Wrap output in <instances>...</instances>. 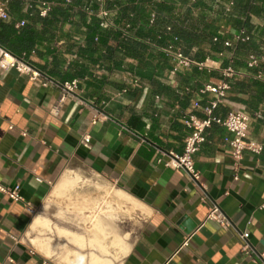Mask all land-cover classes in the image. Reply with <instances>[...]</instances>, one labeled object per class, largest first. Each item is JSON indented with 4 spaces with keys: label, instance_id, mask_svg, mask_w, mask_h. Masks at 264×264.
<instances>
[{
    "label": "crops",
    "instance_id": "1",
    "mask_svg": "<svg viewBox=\"0 0 264 264\" xmlns=\"http://www.w3.org/2000/svg\"><path fill=\"white\" fill-rule=\"evenodd\" d=\"M164 1L174 5L175 17L189 19L195 30L202 29L203 20L210 22L214 34L222 35L218 41L222 45L237 28L230 19L243 20L246 15L238 6L234 12H225L223 3L230 0H205L208 8L192 6L196 0ZM25 2L11 4L5 22L17 30L34 31L28 57L54 82L44 85L14 68L0 69V180L20 184L23 197L15 201L0 192V264H64L40 250L34 239L42 231L32 225L37 217L60 220L70 199L56 196L53 190L64 177L75 174L81 176L75 190L96 193L107 187L109 197L116 200L114 217L130 242L119 264H263L242 250L240 234H247L255 252H264V209L260 208L264 149L260 154L246 152L235 166L226 128L213 123L207 140L194 154L198 180L164 164L171 151H183L190 130L186 116L191 112L203 116L212 96L200 94L198 88L221 80V68L229 63L231 50L224 45L225 49L216 50L205 41L195 43L189 55L197 59L198 52L205 54L203 61L211 70L194 67L172 75L171 62L157 48L146 43L142 59L127 54L118 46L120 37L106 36L111 29L102 25L98 36L104 33L110 47H99L92 57L84 51L86 27L78 15L55 21L52 12L46 17L31 14ZM251 3L255 8L249 12L252 43L258 49L264 45V0ZM58 5L67 7L56 3L53 8ZM20 20L25 24L17 28ZM135 34L128 39H136ZM109 54L121 66L114 65ZM246 54L235 52L234 64L242 74L234 77L216 113L225 117L229 111L250 112V133L264 143V98L257 93L253 69L246 70ZM260 54L264 71V53ZM138 72L151 75L142 77ZM133 75L141 79L139 86L129 85ZM74 78L80 79V90L58 107L59 83ZM127 85L129 90L124 92ZM258 110L262 111L259 116ZM86 133L91 135L89 145L82 142ZM158 156L163 162L157 161ZM117 190L128 196L119 204L114 197ZM51 197L58 198L61 206L44 210ZM214 203L228 216L229 227L207 219ZM135 217L137 227L124 230V219ZM189 233L192 237L183 246ZM115 254L111 245L110 255Z\"/></svg>",
    "mask_w": 264,
    "mask_h": 264
},
{
    "label": "built area",
    "instance_id": "2",
    "mask_svg": "<svg viewBox=\"0 0 264 264\" xmlns=\"http://www.w3.org/2000/svg\"><path fill=\"white\" fill-rule=\"evenodd\" d=\"M109 0H92L86 3L75 6V0H62V4L67 7L74 6V10L82 9L86 12L88 20L96 18L104 27L120 30L121 37L129 38L134 36L136 26H133L131 21L125 20L118 23L114 18V12L119 9L118 3L113 1V7L108 5ZM223 3L222 0H217ZM10 2L11 0H0V21H6L10 18ZM57 3L56 0H37L34 3L32 0L25 2V7L29 12L32 8H36V12L40 17H46L50 14L53 6ZM96 4V6L94 5ZM224 4L225 12H230L233 5V1ZM33 14V13H31ZM158 13L156 9H150L149 13V25L155 24ZM25 21L20 20L16 23L17 28L24 26ZM173 25L167 24L163 30L159 31L156 39L146 38L145 41L151 47L157 48L162 52L163 56L171 62L170 73L172 75L177 74L182 69L198 68V69H210L205 61H199L193 56L185 53L180 38L178 35L172 32ZM163 34H170L171 37L165 44H158V40L162 38ZM221 34L217 32L213 36V41H219ZM95 41H99V37H95ZM253 41V34L245 27L235 28L231 30V37L223 39V45L226 49L231 50L232 56L229 63L221 68L222 78L217 83L206 82L198 88L200 94H212L209 97L207 104L203 107V116H199L193 112L186 116V125L188 126L189 133L187 134L184 142V149L181 153L171 151L168 154L167 159H163L162 156L157 157L158 162H163L167 167L172 169H182L186 171L194 180L199 179V172L195 168L194 154L200 149L201 145L207 140V129L210 128L213 123H218L224 126L229 134L227 138V144L230 149V154L234 160L235 166H239L246 152L253 154H260L264 149V143L254 137L250 133V123L252 120V114L248 111H229L225 117L216 113V109L226 98L228 91L231 89L232 81L234 77L242 74L241 70L235 67L234 58L237 46L241 42ZM261 52L264 53V45L261 46ZM35 53V50L32 51ZM209 58V57H208ZM262 60V54L250 52L245 58L246 70L255 69L252 77L257 80L264 81V71L260 68ZM16 69L21 74L29 76L32 80H42L44 85L53 83V79L48 74L40 69L30 58L28 53L23 52L21 55H16L9 49L0 45V69ZM211 70V69H210ZM141 79L133 75L129 85L139 86ZM60 85V97L57 103L59 107L68 97L74 96L78 90H80V79L74 78L71 80L63 81ZM129 85L123 88L126 92L129 90ZM261 110L255 112L256 115H260ZM99 118V115H95L94 123ZM26 134V132H24ZM91 135L86 133L82 137V142L89 145ZM238 178V175H235ZM21 185H8L0 180V192L8 195L12 200H23L20 193ZM260 208L264 209V198L260 205ZM207 219L215 220L220 223L221 226L227 228L231 225L228 216L221 210L217 204H212L207 213ZM241 238L243 240L242 250L248 254L255 262H261L264 264V252L257 253L252 248L247 234L241 232ZM192 233L185 236L183 246L187 245ZM11 262L16 263L14 259H10Z\"/></svg>",
    "mask_w": 264,
    "mask_h": 264
},
{
    "label": "trees",
    "instance_id": "3",
    "mask_svg": "<svg viewBox=\"0 0 264 264\" xmlns=\"http://www.w3.org/2000/svg\"><path fill=\"white\" fill-rule=\"evenodd\" d=\"M27 0H11L10 5H15V2H18L19 6H22V4ZM34 3H36L37 0H32ZM57 3L62 4V0H56ZM89 2L90 0H75V6H80L86 2ZM95 1V0H94ZM113 1L117 2L119 5L118 15L115 18L118 23H121V20L127 19L131 21L133 26H136L135 31V37L134 40L122 39L121 37V31L111 29L109 32L107 31V35L110 33L113 35H116V37H120V41L118 46L121 47L122 50L125 51V53L133 55L135 57H138L139 59H142V53L144 50L147 49L148 45L145 42L144 37L149 36L152 39H156L154 37L157 36L158 32L163 30V28L167 24L173 25V33L179 36L180 43L182 44V47L185 51V53H190L191 45L193 44H202L204 41L211 44V46L216 50H223L224 46L220 44L218 41H213V36L215 35L214 32L210 29L211 24L210 22H207L206 20H203L202 23V29L195 30V27L190 24L189 19H180L178 17H175V9L174 5L166 2L164 0L155 1L153 0H109L108 5H111ZM233 1L232 5V12H234L235 7L240 8V12H244L246 15L244 19L241 18H232L231 24L235 25L237 28L245 27L248 31L251 32L252 30V24L249 22V12L255 11V8L253 7V4L251 3V0H230ZM96 6V4H94ZM194 7H201V8H208V4L205 0H196L191 4ZM152 8L156 9L158 16L155 24L148 25L149 21V13L150 9ZM74 6L70 7H62L60 5L55 6L52 9V17L55 21H57L58 18H69L73 15H78V18L80 21L85 25L86 27V44L84 47V51L87 55L92 56L99 50V47L106 46L107 49H109L110 45H108V40L105 38L104 33L103 35L98 36L99 30L102 26V24L96 20V18H91L88 20L86 12L82 9L74 10ZM36 8H32L29 12L35 13ZM46 19V18H44ZM161 26V27H160ZM110 34V35H111ZM99 37V41H95V37ZM171 37L170 34H163L162 38L158 40V44H165L167 40H169ZM139 39V40H138ZM35 43L34 40V31L32 29L24 28L23 30H17L14 28V26L11 23H6L5 21H0V45L4 46L5 48L9 49L11 52H13L16 55H21L23 52L28 53V51L31 50ZM223 46V47H222ZM240 50L245 51L248 53L255 52V53H261V46L256 49V45L250 42H241L238 44L236 53H238ZM250 50V51H249ZM249 51V52H248ZM246 54V56H247ZM205 55V54H204ZM204 55L200 54L198 52L197 60L203 61L205 60ZM245 56V58H246ZM109 57H111L113 64L116 66H121V63L116 62L109 54ZM144 63V62H143ZM145 65H149V62H145ZM256 70L253 69V73ZM139 75L142 77H149L150 73H143L138 72ZM254 79V78H253ZM254 82L258 86V95L262 96L264 98V81H260L257 79H254Z\"/></svg>",
    "mask_w": 264,
    "mask_h": 264
},
{
    "label": "bare ground",
    "instance_id": "4",
    "mask_svg": "<svg viewBox=\"0 0 264 264\" xmlns=\"http://www.w3.org/2000/svg\"><path fill=\"white\" fill-rule=\"evenodd\" d=\"M80 179L79 174L66 176L54 188L56 196H66L70 201L59 221L46 217L34 220L32 228L39 227L42 231L34 241L45 255L56 256L64 264H119L130 242L116 223V200L109 197L107 187L96 193L75 190L76 185L81 184ZM114 195L119 200L117 204L128 198L120 190ZM111 245L117 250L115 256L110 255Z\"/></svg>",
    "mask_w": 264,
    "mask_h": 264
},
{
    "label": "rangeland",
    "instance_id": "5",
    "mask_svg": "<svg viewBox=\"0 0 264 264\" xmlns=\"http://www.w3.org/2000/svg\"><path fill=\"white\" fill-rule=\"evenodd\" d=\"M86 175L90 176L88 173ZM59 202H60V200H58V198L51 197L50 200L46 201V203L43 206L44 207L43 209L47 210L48 208L52 209L54 207L59 208L61 206V205H59ZM136 223H137V221H136V217H135V220H134V218H131L129 220L124 219V222L121 225L124 228V230L131 231L133 228L137 227Z\"/></svg>",
    "mask_w": 264,
    "mask_h": 264
}]
</instances>
